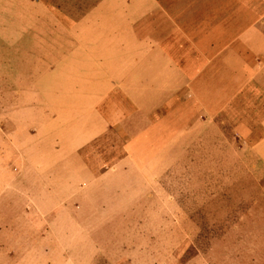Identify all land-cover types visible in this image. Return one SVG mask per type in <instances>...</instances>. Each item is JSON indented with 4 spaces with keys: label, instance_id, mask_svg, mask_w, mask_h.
I'll list each match as a JSON object with an SVG mask.
<instances>
[{
    "label": "rangeland",
    "instance_id": "obj_1",
    "mask_svg": "<svg viewBox=\"0 0 264 264\" xmlns=\"http://www.w3.org/2000/svg\"><path fill=\"white\" fill-rule=\"evenodd\" d=\"M34 12L0 0V264H264V158L219 120H91L82 29Z\"/></svg>",
    "mask_w": 264,
    "mask_h": 264
},
{
    "label": "crops",
    "instance_id": "obj_2",
    "mask_svg": "<svg viewBox=\"0 0 264 264\" xmlns=\"http://www.w3.org/2000/svg\"><path fill=\"white\" fill-rule=\"evenodd\" d=\"M27 1L36 25L57 8L82 29L90 75L73 86L91 120H137L126 134L159 145L219 120L264 158V0Z\"/></svg>",
    "mask_w": 264,
    "mask_h": 264
}]
</instances>
